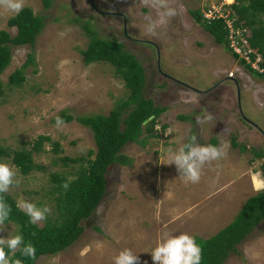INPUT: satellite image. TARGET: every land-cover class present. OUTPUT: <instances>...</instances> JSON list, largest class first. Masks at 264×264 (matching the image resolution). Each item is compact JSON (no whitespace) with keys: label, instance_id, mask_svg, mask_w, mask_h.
<instances>
[{"label":"rangeland","instance_id":"1","mask_svg":"<svg viewBox=\"0 0 264 264\" xmlns=\"http://www.w3.org/2000/svg\"><path fill=\"white\" fill-rule=\"evenodd\" d=\"M44 3L24 0V7L44 15V26L34 45L12 48L11 63L0 74V145L11 153L31 151L39 166L22 174L9 156H0L20 180L8 194L17 202L51 208L39 226L58 213L52 173L71 180L94 157L92 131L75 118L107 114L129 95L111 64L84 62L81 51L90 40L86 22L99 36L122 41L137 57L145 69L143 95L165 111L154 126L156 136L146 138L144 145L129 142L122 148L131 164L108 167L106 192L94 213L81 222L80 237L55 255L40 256L37 264H114L126 248L139 255L141 264H153L151 252L166 235L206 238L227 225L243 202L264 188V156L256 158L251 150L264 151V75L251 74L194 21L189 11H201L209 1L168 0L179 16L166 19L154 35L147 31L148 18L156 20L160 14L143 0H50L47 8ZM15 14L0 8V29L11 35L16 28L7 20ZM30 52L35 65L26 68L25 81L9 84L8 76ZM262 57L264 61V49ZM61 111L74 119L57 128L52 119ZM206 113L214 118L198 125L197 117ZM39 135L50 140L34 151ZM192 136L201 145H210L214 136L224 152L204 166L196 184L179 177L174 164L168 165ZM65 156L80 160L64 163ZM16 233L17 225L8 222L0 238ZM237 249L223 264H264V219Z\"/></svg>","mask_w":264,"mask_h":264},{"label":"trees","instance_id":"2","mask_svg":"<svg viewBox=\"0 0 264 264\" xmlns=\"http://www.w3.org/2000/svg\"><path fill=\"white\" fill-rule=\"evenodd\" d=\"M50 0H45V7ZM231 8L238 15V21L250 29L249 43L257 52L264 49V0H234ZM196 23L203 25L218 44L224 45L228 50L227 32L221 19L203 21L201 12L189 11ZM9 27L16 28V34L11 35L5 29H0V74L10 65L12 48L22 45H34L37 35L44 26V15L35 14L30 7H24L21 12L7 20ZM84 28L90 33L87 47L82 50L83 60L86 64L92 62H107L111 64L116 74L123 80L129 95L120 99L107 114L77 116L75 119L82 125L91 129L95 143L94 157L82 166L75 178L68 180L63 174L52 173L51 178L57 183L54 190L57 216L52 221L48 219L44 225H32L28 216L20 211L16 199L10 194L5 200L11 205L12 212L9 220L17 225V234L24 237L25 243L29 241L36 248V260L22 257L17 251L13 259L19 258L23 264H37L42 255H55L72 245L82 234L81 222L89 218L97 208L106 192L107 179L105 174L111 164L119 163L129 165L132 159L121 153L122 148L129 142L145 144L146 138L156 136L154 126L159 115L165 107L156 105L152 97L143 95L145 85V69L143 64L129 52L122 41L113 37L99 36L88 22ZM230 51V50H229ZM240 64L251 74L264 75L246 64L245 61L232 53ZM29 65H35L34 52L27 55L22 65L16 68L9 76L8 83L20 86L26 79L25 70ZM264 66V61L261 63ZM1 87V83H0ZM1 91V88H0ZM152 116L150 119L149 117ZM57 117L64 122H70L74 117L61 111ZM52 121L56 122V118ZM186 118V117H185ZM184 118V119H185ZM147 120L146 123H143ZM163 127L165 125H162ZM145 134V135H143ZM50 140L47 135H39L32 145V150L39 151L44 141ZM191 137L184 143L190 142ZM210 145L216 146V138L212 137ZM237 143L232 140V146ZM59 150V144L54 143V151ZM254 157L262 158L263 149H251ZM0 156H9L11 162L22 174H27L39 166L34 164L32 152L24 148L9 152L0 145ZM64 163L78 162L80 158L63 157ZM264 175V168L262 169ZM70 182L67 190L62 186ZM264 219V189L248 197L231 222L208 238L195 237L202 248L201 264H223L230 253L237 252L239 244ZM50 220V221H49ZM11 255V254H10Z\"/></svg>","mask_w":264,"mask_h":264},{"label":"clouds","instance_id":"3","mask_svg":"<svg viewBox=\"0 0 264 264\" xmlns=\"http://www.w3.org/2000/svg\"><path fill=\"white\" fill-rule=\"evenodd\" d=\"M212 1L214 2V0ZM233 2L234 0L230 3L232 4ZM143 3L146 6L157 9L160 14L159 19L153 20L150 17L148 18L147 31L149 34L154 35L157 28L166 19L171 20L179 16L178 10L171 7L168 0H143ZM0 8L18 14L24 8V0H0ZM203 9L200 11L201 14ZM202 19L205 21L203 14ZM230 53L232 55L231 50ZM229 73L228 76L231 78L233 74ZM213 118L211 113H206L202 117H197V124L202 126ZM64 123L61 117L56 118L57 128H61ZM223 155L222 148L214 145H201L197 143V138L192 136L190 142L180 147L176 153L171 155L168 165L174 164L179 172V177L183 178L186 182L196 184L201 179L204 166L220 159ZM19 183L20 180L17 178V173L13 167L9 163L0 162V232L5 231L6 221L9 220L12 212L11 205L5 200V195L13 186H18ZM62 186L67 190L70 182L64 183ZM16 207L28 216L29 223L32 225H38L42 221H45L51 213L50 207H38L35 203L28 201L17 202ZM17 251L26 259L36 260L37 250L35 246L30 241L25 243L22 235L17 234L7 238H0V264H23L21 259L12 258ZM151 256L153 264H201L202 248L196 242L195 237L187 233L166 235L152 250ZM114 264H141V262L138 254L126 248L120 251L114 258Z\"/></svg>","mask_w":264,"mask_h":264},{"label":"built area","instance_id":"4","mask_svg":"<svg viewBox=\"0 0 264 264\" xmlns=\"http://www.w3.org/2000/svg\"><path fill=\"white\" fill-rule=\"evenodd\" d=\"M230 4L228 0H221L220 2L209 0L202 11L203 18L206 22L215 19L223 20L229 50L237 54L255 71L264 73V66L261 65L263 62L262 53L251 47L248 40L250 30L238 21V15Z\"/></svg>","mask_w":264,"mask_h":264},{"label":"crops","instance_id":"5","mask_svg":"<svg viewBox=\"0 0 264 264\" xmlns=\"http://www.w3.org/2000/svg\"><path fill=\"white\" fill-rule=\"evenodd\" d=\"M213 137H214V136H213ZM215 138H216V137H215ZM216 143H217V140H216ZM263 177H264V176H263ZM263 189H264V188H263ZM263 189H261V190H263ZM253 190H255V189H253ZM259 191H260V190H259ZM257 192H258V191H257ZM257 192H256V193H257ZM256 193H255V194H256ZM251 196H252V195H251ZM249 197H250V196H249ZM244 202H245V201H244ZM244 202H243V204H244ZM243 204H242V205H243ZM242 205H241V207H242ZM241 207H240V208H241ZM240 208H239V210H240ZM239 210H238V211H239ZM236 214H237V213H236ZM233 218H234V217H233ZM233 218H232V219H233ZM231 221H232V220H231ZM231 221H230V222H231ZM225 226H226V225H225ZM211 229H212V228H211ZM220 229H222V228H220ZM220 229H219V230H220ZM219 230H217L216 232H214L213 234H211V235L208 236V237L213 236V235L216 234ZM193 237L205 238V237H203V236H198V235H195V236H193ZM208 237H206V238H208Z\"/></svg>","mask_w":264,"mask_h":264},{"label":"flooded vegetation","instance_id":"6","mask_svg":"<svg viewBox=\"0 0 264 264\" xmlns=\"http://www.w3.org/2000/svg\"><path fill=\"white\" fill-rule=\"evenodd\" d=\"M158 57H159V54H158ZM158 65H159V62H158ZM237 90H238V97H239V87L237 86Z\"/></svg>","mask_w":264,"mask_h":264},{"label":"water","instance_id":"7","mask_svg":"<svg viewBox=\"0 0 264 264\" xmlns=\"http://www.w3.org/2000/svg\"><path fill=\"white\" fill-rule=\"evenodd\" d=\"M151 117H152V116H150L149 119H150ZM146 122H147V120H145L143 123H146Z\"/></svg>","mask_w":264,"mask_h":264},{"label":"bare ground","instance_id":"8","mask_svg":"<svg viewBox=\"0 0 264 264\" xmlns=\"http://www.w3.org/2000/svg\"><path fill=\"white\" fill-rule=\"evenodd\" d=\"M230 2L232 1V0H229Z\"/></svg>","mask_w":264,"mask_h":264}]
</instances>
